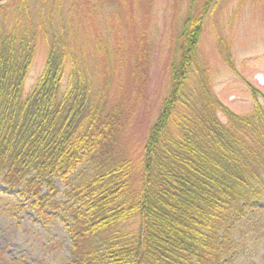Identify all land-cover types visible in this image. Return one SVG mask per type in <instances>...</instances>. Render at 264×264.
<instances>
[{
    "label": "trees",
    "instance_id": "16d2710c",
    "mask_svg": "<svg viewBox=\"0 0 264 264\" xmlns=\"http://www.w3.org/2000/svg\"><path fill=\"white\" fill-rule=\"evenodd\" d=\"M154 3L0 2V185L63 224L69 264H232L241 226L264 210V98L251 89L250 112L233 113L200 54L221 0H188L156 121L142 154L127 150ZM216 41L234 71L231 39ZM39 42L44 67L24 94Z\"/></svg>",
    "mask_w": 264,
    "mask_h": 264
},
{
    "label": "rangeland",
    "instance_id": "374dc122",
    "mask_svg": "<svg viewBox=\"0 0 264 264\" xmlns=\"http://www.w3.org/2000/svg\"><path fill=\"white\" fill-rule=\"evenodd\" d=\"M187 2L155 0L148 29L151 56L146 91L133 104L125 137V146L133 158L142 154L144 140L166 94L169 58ZM215 10L205 23L200 54L209 68L211 85L219 101L233 113L247 115L252 107L251 89L259 102L264 98V0H221ZM218 35L231 39L234 71L222 61ZM45 56L44 45L37 43L24 94L40 75ZM121 91L130 96L131 88ZM56 187L60 194L55 201L63 204L66 201L60 181H56ZM62 226L59 220L40 218L31 209L30 201L19 199L0 185V264H69L70 242ZM241 229L247 232L235 240L237 249L234 248L232 264H264V210L255 213Z\"/></svg>",
    "mask_w": 264,
    "mask_h": 264
}]
</instances>
